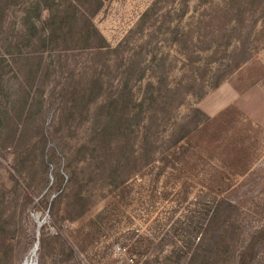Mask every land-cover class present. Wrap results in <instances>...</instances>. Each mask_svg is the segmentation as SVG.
Here are the masks:
<instances>
[{
  "label": "rangeland",
  "instance_id": "rangeland-1",
  "mask_svg": "<svg viewBox=\"0 0 264 264\" xmlns=\"http://www.w3.org/2000/svg\"><path fill=\"white\" fill-rule=\"evenodd\" d=\"M18 3L5 11V32L19 23ZM94 23L120 51L46 54L49 78L31 90L44 108L30 107L28 119L20 120L18 102L6 114V93L22 81L6 55L0 264H142L146 254L150 264H188L192 253H171L174 240L182 246L187 218L198 226L206 206L223 198L229 212L208 235L220 242L215 264H240L243 250L245 264H264V0H108ZM130 58L149 68L143 81L131 72L135 99L146 100L141 122L113 140L118 150L95 151L90 121L103 96L91 115L70 120L57 113L62 84L72 75L97 94L101 80L102 94H112ZM188 127L177 146L188 149L187 163L165 165ZM125 239H142L145 255H129Z\"/></svg>",
  "mask_w": 264,
  "mask_h": 264
},
{
  "label": "trees",
  "instance_id": "trees-1",
  "mask_svg": "<svg viewBox=\"0 0 264 264\" xmlns=\"http://www.w3.org/2000/svg\"><path fill=\"white\" fill-rule=\"evenodd\" d=\"M3 1L4 3L0 7V45L5 50L0 48V83L3 81L5 74L13 69L15 70L14 78H19L20 75L22 80L21 82L14 81L10 86L13 91L6 93L5 104L7 105L6 114L8 112V117L10 116L9 113L12 112L8 108L10 103L11 109H15L16 102L22 103L20 120H23V117L26 119L28 113L26 115L25 111H29L30 107L32 108L35 105L39 107V110L41 109L40 111H43L44 107H40V101L34 96L31 97V90L35 85H38L35 84L36 80L49 78L52 64L46 63L44 65L46 54L54 53L59 55L75 50H92L95 51V54L101 56L105 55V52L120 51V47L112 49L105 42L101 32L94 23V17L103 9L108 0H29L27 3L19 0L18 5H23V9L21 10L17 26L9 27L11 28V33L8 32L9 29L7 32L4 30V23L6 22L4 14L7 8L17 4V0ZM146 16H148V12L143 15V21ZM106 49L107 51H105ZM6 55L11 57L10 62L14 66L10 71L8 70L10 62H7ZM239 67L240 65L237 66V68ZM124 69H126V79L120 85V89L106 96L101 92L103 89L101 80L94 81V83H97L96 86L100 88L97 94L92 91V83L91 87L88 88L77 86L76 80L72 78V75H69L65 84H62L61 92L64 98L57 103V113L71 116L70 120H75L76 116L85 119L84 115L86 113L91 115L89 106L94 101L96 103L100 101L99 97L102 98L103 96V100L97 106L95 114L92 115L95 117L90 121L92 126L90 142L94 146L93 149L95 151H105L102 145H106L109 151L118 150V147L114 146L115 142L113 140L124 135L125 131L132 129L133 126L139 125L141 122V111H138V107L143 108L146 100L142 99L139 101L135 99L130 82L133 79L131 72L137 74L135 77L136 81H143L149 68L147 66L139 69L135 68V61L130 58L129 64ZM15 85L18 88H15ZM148 85L152 86L153 84L149 82ZM39 93L40 96L44 94L42 90H39ZM67 95L69 98L71 97L70 106H68L69 98H66ZM20 96L21 99L18 100ZM80 103L83 104L82 108L79 107ZM144 129L147 132L148 126H145ZM195 129H197V124L194 127ZM181 134V137H178L173 142L172 153L165 157V165H176L178 161L187 163L188 149L182 144L180 147L183 150L180 151L177 146L187 135L191 134V129L188 127ZM148 162L149 160L146 161V163ZM116 166L118 167V165H114L108 170L110 174L112 173L113 179H115L118 170ZM118 181L119 178H116L115 182L119 183ZM228 200V198L214 199L212 204L207 205L205 216L203 218L199 217L201 219L197 221L198 226L194 222L195 218H187L184 223L185 228H183L185 230V233H183L185 235L183 236V245H178V240L175 239L176 247L171 253L177 257H187L189 253H192L187 261L188 264L197 262L201 264L214 262L215 264L217 262L215 256L219 254L215 244H220V242L217 243L215 241L213 243L212 237L210 238L208 235L212 229H215V224L222 218H219V215L223 213L226 217V213L229 212L228 207L231 206V201ZM224 221L226 222V218ZM140 240L142 239L124 240V247H127L129 255H145L146 245L141 243L142 241ZM70 250L74 251L72 247H70ZM147 255H145L142 264H150L152 262ZM246 257L247 254L243 250L239 255L240 264L246 263Z\"/></svg>",
  "mask_w": 264,
  "mask_h": 264
},
{
  "label": "water",
  "instance_id": "water-1",
  "mask_svg": "<svg viewBox=\"0 0 264 264\" xmlns=\"http://www.w3.org/2000/svg\"><path fill=\"white\" fill-rule=\"evenodd\" d=\"M38 246H39V242L36 243L35 245V249H38ZM35 264V263H34Z\"/></svg>",
  "mask_w": 264,
  "mask_h": 264
},
{
  "label": "bare ground",
  "instance_id": "bare-ground-1",
  "mask_svg": "<svg viewBox=\"0 0 264 264\" xmlns=\"http://www.w3.org/2000/svg\"><path fill=\"white\" fill-rule=\"evenodd\" d=\"M36 250V249H35ZM28 264V263H27Z\"/></svg>",
  "mask_w": 264,
  "mask_h": 264
}]
</instances>
